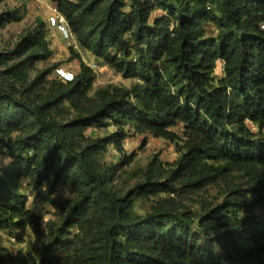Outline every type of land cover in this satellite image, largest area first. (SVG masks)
Listing matches in <instances>:
<instances>
[{
  "label": "trees",
  "instance_id": "trees-1",
  "mask_svg": "<svg viewBox=\"0 0 264 264\" xmlns=\"http://www.w3.org/2000/svg\"><path fill=\"white\" fill-rule=\"evenodd\" d=\"M51 1L80 50L138 82L91 98L95 74L84 63L71 81H47L52 69L31 80L53 55L41 19L0 53V151L10 160L0 166V232L36 236L26 250L0 246V264H264V218L254 215L264 208V0ZM22 19L5 12L0 25ZM69 108L75 117L59 120ZM89 128L114 131L86 139ZM132 131L170 142L179 157L154 160L121 192L111 185L117 166L100 157L110 145L123 152ZM24 180L50 185L40 194L60 223L43 226ZM63 182L75 195L60 205L52 195ZM220 183L223 200L199 214L170 197ZM163 194L150 212L135 211Z\"/></svg>",
  "mask_w": 264,
  "mask_h": 264
},
{
  "label": "rangeland",
  "instance_id": "rangeland-1",
  "mask_svg": "<svg viewBox=\"0 0 264 264\" xmlns=\"http://www.w3.org/2000/svg\"><path fill=\"white\" fill-rule=\"evenodd\" d=\"M46 6L54 7L55 4L51 0L45 2ZM47 8V7H45ZM43 5H39L36 0H0V15L10 11H20L23 19L20 22L8 23L4 26L0 25V53L13 51L28 34L37 27L38 20L41 19L46 24L48 30L47 40L53 55L47 61L39 62L31 69V80L35 79L40 73L47 69H52L47 81L61 82L57 76V70L63 69L72 73L74 76L80 73L81 63L89 65L94 74L95 80L90 89L89 96L94 98L97 91L111 87L130 88L138 82L135 78L126 77L108 66H100V62L89 52L80 50L75 37L67 39L58 29L51 28L47 22V12ZM210 36L215 35L213 27L207 26ZM73 51L78 53L76 58ZM4 68L0 67V71ZM217 76L222 75L219 67L216 71ZM50 84H46L45 88H49ZM66 107H70L66 104ZM75 117V111L71 108L67 109L65 117H59V120H68ZM251 127L258 131L257 128ZM182 125L175 130L182 132ZM114 128H89L85 132L86 139H95L106 137ZM264 132V127L262 129ZM179 155L176 148L170 142L164 139H157L151 135H139L132 131L126 139L123 146V152H119L114 145H110L106 153L101 157V163L110 169H114L111 174V185L121 192H127L142 180V176L150 163L158 159L165 166L173 164ZM10 163L5 151H0V166L7 167ZM49 184L44 183L40 189H34L28 180L22 183V192L27 197L28 206L41 216L43 226L49 222L60 223L62 215L49 201H45L40 194L41 191L49 189ZM247 187V186H245ZM74 190L67 183L63 182L52 195V199L60 205L74 198ZM169 197L163 194L156 198L142 199L135 202V211L140 214H146L151 211V207L157 203L159 199ZM174 202L181 207L183 211L199 214L201 208L206 204L215 205L220 203L224 197V184L209 186L203 190L195 192H177L170 196ZM254 215L264 218V208L254 212ZM36 240V236L31 230H27L23 240L18 237L17 233L0 232V246L10 249L12 252L18 250H26Z\"/></svg>",
  "mask_w": 264,
  "mask_h": 264
},
{
  "label": "built area",
  "instance_id": "built-area-1",
  "mask_svg": "<svg viewBox=\"0 0 264 264\" xmlns=\"http://www.w3.org/2000/svg\"><path fill=\"white\" fill-rule=\"evenodd\" d=\"M38 1L39 5H43L46 12H47V22L51 28L58 29L67 39H74V35L71 32L69 25L66 21V19L61 15L57 8L56 5L54 7H49L45 5V2L47 0H36ZM261 29L264 30V23L261 25ZM57 76L60 80L67 82L71 81L74 78V75L72 73L66 72L63 69H58L57 70Z\"/></svg>",
  "mask_w": 264,
  "mask_h": 264
}]
</instances>
